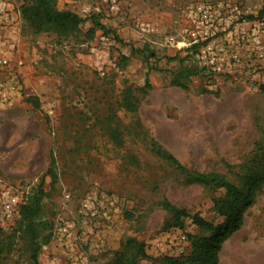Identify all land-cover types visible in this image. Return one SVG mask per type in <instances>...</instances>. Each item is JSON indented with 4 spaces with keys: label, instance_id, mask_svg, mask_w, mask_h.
<instances>
[{
    "label": "rangeland",
    "instance_id": "374dc122",
    "mask_svg": "<svg viewBox=\"0 0 264 264\" xmlns=\"http://www.w3.org/2000/svg\"><path fill=\"white\" fill-rule=\"evenodd\" d=\"M198 1L205 0H56L57 9L95 14L105 28L87 21L64 37L35 32L21 11L29 0H9L6 45L13 46L22 90L0 105V149L10 150L0 156V192L16 193L19 206L39 185L43 190L34 222L40 264L54 247L51 236L45 240L51 225L59 217L77 221L85 195L119 198L108 248L94 264H110L128 239L144 243L146 256L136 264H164L165 256L190 250V237L213 235L195 215L215 227L231 225L214 204L231 199L225 190L188 182L153 145L188 171L222 174L240 191L248 174L264 171V69H247L243 54L251 45H237L231 35L243 61L235 74L201 71L184 80L186 88L170 82L180 58L194 61L182 34L187 6ZM207 1L236 4L241 29L262 23L264 30V0ZM146 78L150 88L137 92ZM126 87L136 97L131 108L121 103ZM20 129L36 139L9 146L8 135ZM65 192L72 199L65 201ZM252 203L221 242L217 264H264V182ZM29 235L18 215L5 219L0 211V264H31Z\"/></svg>",
    "mask_w": 264,
    "mask_h": 264
},
{
    "label": "built area",
    "instance_id": "2783aa9c",
    "mask_svg": "<svg viewBox=\"0 0 264 264\" xmlns=\"http://www.w3.org/2000/svg\"><path fill=\"white\" fill-rule=\"evenodd\" d=\"M8 5L9 0H0V75H4L0 81L1 106L11 104L22 90L20 72L13 70V46L6 45L7 29L12 24ZM186 19L182 36L194 48L193 63L202 71L235 74L242 66L240 49L231 35H235L237 45H251L243 54L247 69H264L263 25L254 24L250 31L241 29L246 23L241 20L236 4L198 1L187 6ZM63 199H72L71 193L65 192ZM19 202L13 191L0 192L2 217L13 219L18 215ZM118 204L119 198L113 194H90L81 198L77 221L59 217L52 224L54 247L46 250L41 264H94L96 257L108 248L107 229L114 223ZM181 240H185L182 235Z\"/></svg>",
    "mask_w": 264,
    "mask_h": 264
},
{
    "label": "trees",
    "instance_id": "16d2710c",
    "mask_svg": "<svg viewBox=\"0 0 264 264\" xmlns=\"http://www.w3.org/2000/svg\"><path fill=\"white\" fill-rule=\"evenodd\" d=\"M22 15L26 22L33 28L35 32L53 31L56 34L64 37L74 35L79 31L80 25L89 21L93 29L104 26L99 22L97 15L90 14L82 17L72 10L57 9L56 0H29V4L23 7ZM259 17L264 16V9L259 11ZM116 38V37H115ZM202 70L194 63L185 62L184 58L178 60V65L170 71L171 84L186 88L184 80L190 76L197 75ZM150 88L148 79L142 86H138L135 90L139 93H145ZM131 88L126 87L123 91L122 104L126 103V107L131 108L133 101L131 98ZM110 128V127H107ZM103 132L106 128H102ZM108 130V129H107ZM152 150L156 156L167 161L170 165L176 167L187 176V181L190 183H197L201 185H210L212 188L224 189L226 194L231 198L229 201L220 202V205L214 202L220 214H225L230 220L229 227H215L211 223L205 221L198 215H195L194 222L202 228L213 231L211 237H190V250L186 253H179L177 256H165L164 264H217L218 251L220 244L231 233L239 229L242 224L244 209L252 205L255 199V192L259 186L264 182V171H252L246 176V189L240 191L239 188L232 182L224 178L222 174L216 172H198L188 171L185 167L171 154L165 150L153 145ZM51 173V170H48ZM43 195V190L40 185L37 192L32 196L30 202L21 203L18 209V218L29 231L30 241V261L31 264H40L38 260L40 242L38 241V234L34 227L35 217L40 211V199ZM240 203V205L238 204ZM238 209V210H237ZM52 226V225H51ZM51 229V227H50ZM51 232L45 237V240L50 239ZM3 239L0 240V243ZM144 243L136 241L135 239H128L125 241L124 248L116 254L110 264H136L139 258L146 255Z\"/></svg>",
    "mask_w": 264,
    "mask_h": 264
},
{
    "label": "crops",
    "instance_id": "0c3cea01",
    "mask_svg": "<svg viewBox=\"0 0 264 264\" xmlns=\"http://www.w3.org/2000/svg\"><path fill=\"white\" fill-rule=\"evenodd\" d=\"M32 91H28L25 93V98L27 99V101L31 98L32 96ZM18 99V98H17ZM26 102L24 101L22 104H25ZM7 109V108H6ZM5 108H2V112H5V113H10L8 110H6ZM12 114H7L8 118H12V119H15V116H16V113L15 112H11ZM29 136L25 135L23 133V129H20V131H14L12 133H10L7 137V142H8V145L11 146V145H14L16 143H18L19 141L23 142H27L28 140H34L36 139V137H33V139L31 138H28ZM10 150H8L7 148L6 149H0V156L2 155V153H4L5 155H8V152Z\"/></svg>",
    "mask_w": 264,
    "mask_h": 264
}]
</instances>
